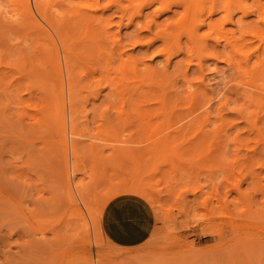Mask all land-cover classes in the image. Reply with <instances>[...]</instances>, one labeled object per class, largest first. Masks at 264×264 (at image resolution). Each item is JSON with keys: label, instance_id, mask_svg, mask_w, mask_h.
I'll list each match as a JSON object with an SVG mask.
<instances>
[{"label": "rangeland", "instance_id": "374dc122", "mask_svg": "<svg viewBox=\"0 0 264 264\" xmlns=\"http://www.w3.org/2000/svg\"><path fill=\"white\" fill-rule=\"evenodd\" d=\"M28 1L31 2L30 5H33L31 0ZM100 1L72 0L78 6L80 3L82 6L85 3V8L84 6H79L81 10H88L86 6L89 3H96L98 6V10L95 12L96 17L100 16L102 21L112 20L108 33L115 34L120 39L122 38L121 42L127 44L123 43L125 45L123 49L127 50L135 60L137 59V63H141L144 60L146 65L148 64V70L151 71V68H154L151 72H153V75L156 72L157 80L167 84L168 81L166 80L172 82L173 79L177 84L175 86L170 84L169 87L177 86L176 88H178L181 79H178L180 77L179 75L177 76L176 72L184 66L181 61L183 56H172L167 64L165 57L156 53L155 49L161 46L159 44H162V41L158 37L153 36V32L157 28L150 21V18L147 17L150 16L156 23L165 24L171 14L159 13L153 15V12L149 14L150 8L153 7V5H150L145 7L148 8L145 9L146 11L143 9L144 12L142 11L141 13L143 15H134L132 20L128 21V14H124L128 13L132 7H128L126 13L122 10V7L125 4L128 5L130 0H117L119 2L115 0ZM62 2L61 0L48 1L49 4L54 3L57 7L62 6L63 8L60 9L63 12L68 11L67 13L72 14L76 4L72 5L74 8L70 10L71 8L69 9L66 2ZM13 3L15 4V0L14 2L13 0H0V5L2 6L0 7L8 10L4 13L8 17L0 15V34H2L0 35V50H2L0 54H4L3 57L1 55L3 63L0 66H5L0 68V72L3 73V75L0 73V86L3 85L0 89H6L5 86L13 82V80H15L14 83L19 85L16 84V88L14 83L10 84L12 90L10 91V88L8 91L5 90L10 92V95L0 90V264H264V217H261V215H264V112H259L254 125H250L251 121L255 119L253 115L247 121L241 114L239 118L240 115L235 110L243 101L240 100L242 97H239L241 95L237 90L238 78L233 75L235 78L232 79V73L227 68L226 63L222 60L208 59L203 61L200 71H197L199 69L192 64L193 66L190 65L187 68V77L190 76L189 78L193 82L203 78V85L199 80L196 83L199 86V93L202 95H200V104H204L217 92H222L231 97L232 102H230L228 107L233 108V110L226 108V106H220L225 107L224 109L218 107L219 105L215 104L218 99L214 98V100L212 99L213 101L211 100L212 102L210 101L212 104L209 102L203 105L204 107L197 103L199 109L195 110L196 112L194 111L195 113L193 114L197 116L200 114L202 117L198 116V118L196 116L197 120L192 121L187 115L189 110L184 111L181 109L180 111V108H182L180 104L181 107L178 105L179 108L177 107L176 114L172 112L173 115L171 113L165 114V111L164 113L161 112V114H165L163 116L158 113L159 111L153 112L152 110L151 115L148 113L150 116L147 114L149 117L146 116V120L142 121V123L147 121L148 126H142L141 130H138L131 123V118H129L132 106L125 105L123 107L128 114L127 121L123 118L117 119L119 116L114 108L121 106L120 103L115 102L116 106L114 102L112 104L109 101L111 105L103 99L104 94L108 91L106 81L117 82L116 77L118 74L111 68L108 69L116 66L115 62L112 60L113 64L111 63L112 65L110 66L107 63V57L104 55V58L101 54L98 56L100 51L98 52L97 49H94L96 47L92 46L93 43L90 45L91 42H89L91 34L100 35L101 32H98L101 31L100 25L102 22L96 23L95 21L93 23L94 21H90L92 24L90 26L93 28L89 29L94 32L91 34L86 29V27H90L88 26L89 23L85 25L82 22L85 26L81 23H75L74 26L78 30L74 28L75 31L71 30L72 33L70 32L72 34L70 35L72 46H70L74 47L71 52L75 53L73 56H71V53L72 60H70L73 63V67L71 65L72 80H74L73 89L75 90L76 88L77 94H74V96L76 95L74 99L71 98V101L75 100V103L71 102V105L74 104L72 106L74 107L73 111H77L73 113L75 136L72 135L73 137L69 140L76 148V155L71 156L69 152L68 164L69 167H72V165L78 167L75 174L70 175V177L74 176V181L71 182L81 186L80 190L84 202L79 198L78 193H75L76 190L70 182L71 193L74 194V200H72L73 198L67 193L68 189L65 188L63 151L61 147L59 148L60 145L57 142L59 122L58 120H52L51 109L47 108L49 106L46 103L48 102L47 98L42 97L44 95L41 88L35 87L38 83L34 81V77L32 78L33 80H29L32 74L34 75L35 73L29 72L30 76L25 77L27 75H24L22 79L20 78L21 80L17 78L21 77L22 73H25L23 70L21 72L22 68L20 66L22 62L23 66L26 64V68L33 69L27 58L31 59L33 57L31 53L35 56L41 52V46L40 48L38 47V52L35 49L38 43L41 42L44 46L45 42H48L46 46L50 44V37L48 40L46 39L49 31L50 33L52 31L39 19L38 21L41 23L39 22L38 24L35 21H30L31 18L27 17L29 21H26L27 19L20 21L19 17L15 16L17 19H14L12 8L16 5ZM114 3L116 5H113ZM117 5L121 8H116ZM78 8L76 9L78 10ZM60 9L58 10L60 11ZM88 11L90 15L93 14L92 10ZM56 12L55 10H49L48 13L52 20L55 23L61 22V26H67L65 23L67 14L58 16L59 13ZM2 13L1 11L0 14ZM11 15L13 19L10 17ZM16 16H19V14H16ZM144 16L150 21V30L142 28L141 23L145 24L144 21H146ZM51 17L49 18L51 19ZM5 18L11 21L7 22ZM16 20L31 22L30 24L34 22L36 26L39 24L41 26L36 27L33 25L32 27L31 25L30 27L28 26L30 24L27 23L28 25L24 27V22L21 24L19 21L16 22ZM62 21L64 22L62 23ZM15 22L16 24L19 22L22 26L20 27L18 24L16 25L17 27L14 26ZM6 23L8 26H12L13 29L12 27L7 29ZM22 27L24 28L21 29ZM38 27L39 29L42 28L41 30L43 31L45 30L46 35L43 31L39 32ZM233 27V25L227 26L230 29H233ZM6 30L8 31L7 34L10 33V35L5 34ZM41 33L45 36L42 37ZM84 33L88 34L87 37L84 36ZM50 35L54 37V33ZM137 36L142 41L133 43L132 41ZM32 40H35V42ZM55 41L58 43L57 39ZM85 42L92 46L90 48V50L92 49L90 57L84 55L82 51V49L86 48ZM100 42L106 44L105 41ZM79 45L80 47H78ZM94 45L98 44L94 43ZM100 46L104 47L106 45ZM116 47H114L115 49L113 48L114 53H118L117 49L119 48L118 46ZM95 50L97 51L95 52ZM26 51L31 56L28 54L27 57L25 55L27 54L25 53ZM149 51L152 53L150 52L149 54ZM21 54L23 58L26 56L24 58L26 61L21 58ZM142 55L146 57H141ZM179 57L182 58L180 59ZM45 58L46 56L44 58L40 57L43 60H46ZM5 59L9 61L7 62ZM14 59L16 64L12 63ZM18 61H21V63ZM42 61L41 63L45 65L39 64L40 67H36V70H40L42 73L44 71V76H47L46 80L49 79L50 83H53L55 77L52 71L49 70L48 60ZM104 61L109 65L106 68L107 70L103 67L106 66ZM5 62L9 63L10 66H6L7 63ZM139 66L142 67V64ZM138 68L140 69V67ZM17 70L19 72H16ZM158 71H161V73ZM26 72L28 73V71ZM14 76L17 79H13ZM168 77L172 79H167ZM24 78L25 81L23 80ZM28 80L30 83L31 81L36 83V85H33L35 88L32 89V86L29 88L32 85L29 83V87L26 89L27 85L25 83ZM230 80L231 83L229 82ZM21 81L26 87L23 86ZM232 82L233 85L231 86ZM53 84L56 87V91L57 81ZM196 85L194 83V86ZM232 87H235V89ZM170 88L169 90L172 91V88ZM220 88L223 89L221 90ZM28 93L30 94L28 95ZM18 94H22L24 96L23 99L26 96L37 98V104L43 102L41 106H45L43 107L44 113L39 111L41 108L38 111L37 109L36 111L30 109V115L32 114L31 116L34 119L35 117H42L44 122H37L38 125L35 124L33 126L31 125L34 120L33 117L18 118L13 103ZM65 94H68V92L66 93L65 91ZM10 96H13V100ZM2 99L6 100V102ZM43 99L44 101H42ZM65 104L67 106V102ZM129 106L131 109H128ZM152 106L156 107L154 110H160L158 104H152L149 108L153 109ZM205 107L206 109L208 108L206 111L210 114H208V120H211L209 123L207 122L208 120L205 121L207 125L204 123L202 127H199V121H201L206 112L202 110ZM216 107L220 108L217 117H215ZM200 108L202 109L200 110ZM253 109L252 105L248 108L249 111ZM84 110H86V114ZM46 111L49 117L45 114ZM42 114L47 117H43ZM104 114L107 115L105 116ZM102 115L105 118H102L104 117ZM110 116H112V120L114 119L113 121L109 120L111 119ZM184 117L187 118L185 119ZM221 117L224 124L220 119ZM106 118L109 120L108 123ZM157 118L161 119L157 120ZM174 120L175 123H173ZM185 122L191 125L188 127L191 131L185 128V131L183 130L184 134H182L179 129L188 126ZM219 122H222L224 132L227 131L226 140L234 135H240L236 139L239 142H229L227 140V143L224 139L225 136L224 138L221 137V140H225L224 143L223 141L218 142L219 140L217 139L219 137H217L216 141L210 137L206 140V137H204L205 140L202 139L204 147L198 143L199 147L196 150L197 145L194 143L196 145L194 147L195 150L191 149L190 145L192 144L189 142H191V137L195 134L192 131L194 126L197 127V131L199 129L201 131L198 134L199 139V137H202V131L206 133L205 135L212 136L213 132H211V129ZM179 123L182 125L180 126ZM223 133H219V135ZM170 134H176L177 137ZM163 137H165L164 140ZM170 139L171 142H169ZM69 140L68 151H70ZM160 140L166 143L160 142L159 149L157 143ZM210 142H212L213 146ZM209 144L211 149H209ZM186 148L187 150H185ZM64 189L67 190L65 191ZM87 209L92 211L90 218L89 215L87 216ZM85 222L88 231L84 229ZM94 238L98 241H95Z\"/></svg>", "mask_w": 264, "mask_h": 264}, {"label": "bare ground", "instance_id": "6f19581e", "mask_svg": "<svg viewBox=\"0 0 264 264\" xmlns=\"http://www.w3.org/2000/svg\"><path fill=\"white\" fill-rule=\"evenodd\" d=\"M33 5H30L31 2H29L28 0H15V4L16 5L13 9V17H19L18 19L21 21V20H25L27 18H31L30 21H35L36 24H38L41 20L43 23H45L46 26H48L50 29H51V33H54V37L55 39H57V42L55 41L54 37H52L50 34V31H49V35L47 37L46 40H48V38L50 37V44L46 46V44H48V42L46 43L45 42V46L40 42L38 43L37 48L41 46V52H39V54H37L39 48H35L37 50L36 54L37 55H33L32 54V58L28 59V63H30V65L32 64V67L33 69L31 68H26V64H24L23 66V62H22V67L20 66L21 69V72H25L24 74L22 73L21 77H17L18 79H22V77H24V75H27L25 77H29L30 74L29 72H32V73H35L34 75L32 74L31 78H26V79H29V80H33L32 78L34 77V81L36 83H38L37 86L36 83H31L29 82H26L24 86V83L23 81H21V83H23V86L26 87V89L29 87V83L32 84L30 85L29 88H31L32 86V89L37 87V88H41L42 91H43V95L41 94L42 97H46L47 98V101L46 102L47 104H49V106H47V108H49V110L51 109L50 113H52V120L53 121H56L58 120L59 122V128H58V141L59 142L58 144L60 145L59 148L61 147L62 151H63V167H64V171H63V175H64V178H65V188H67V193H69V195L73 198V195L71 193V186H70V182L71 181H74V176L73 177H70V175H74L76 170H77V166L75 165H72V167H69V162H68V154L70 152V155L74 156L76 155V148L71 144L70 140H71V137H73L72 135L75 134V129H74V123L73 121L74 120V116H73V113L74 111L76 112L77 110H74L73 111V108L72 107L73 105H71V102H74L75 100L71 101L74 97H76V95L74 96V94L76 93V88L75 90L73 89V82L74 80H72V67H73V63H71L72 59H71V56H73V52H71L73 50V48L71 47L72 44H71V40H70V32L71 30L75 31L74 28H76L74 25L75 23H85V25L89 23L88 26L92 25L90 23V21H94L93 23H96L98 22H102V24L100 25L101 26V31H99L98 33H100V35L95 34H91V33H94L93 30L91 32V30L89 28H93V27H86V29H88L91 34V36H93L91 38H89V42L90 45L93 43L92 46L96 47L94 49H97L98 50V56L99 54L105 55L106 60H107V63L111 66L113 64V61L115 62L114 64H116V66H112V67H107L109 65H107V63L105 64L106 66H103L105 69L108 68V69H112L114 70V72H116L118 74V76L116 77L117 82H114V81H106L105 85L108 86V91L106 92V94H104V100L107 101V102H114V104L116 105L115 102H119L121 106H119L118 108L115 107V112L117 113V115L119 116V118L117 119H124L127 121L128 119V114L126 113V110L123 109V107L125 105H130L132 106V110L131 111V115L129 116V118H131V123H133V125L136 126V128L138 130H141L142 126H146L147 125V121H145L146 123H142V121L146 120L145 117H149L152 113V110L153 112L154 111H159L158 113H160V115H165L167 113H171L172 112H175L176 114V110H177V107L179 108L178 105H182V108H180V111L181 109L182 110H186L188 112V116L190 118V120L192 121H195L197 120V117L201 116L200 114L195 115L193 113H195L197 109H199L197 106L199 103L200 104V97L202 96L200 93H199V86L196 85V83L199 82L201 83L202 82V85H203V81L202 79L203 78H200L199 75H197V77H199L200 79H196L197 81H192L190 80V76L187 77V68L190 67V65L194 64L196 66L197 71H200V69L202 68V63L203 61L205 60H208V59H211V60H222L223 62L226 63L227 65V68L230 70V72L232 73V79H234L235 77H233V75H235L237 78H238V81H237V90H238V93L241 95L239 97H242L240 100L243 101V105L241 104L239 107H237V110H235V112H237V114H241L242 117L247 121V120H250V117L253 115L255 117V119H253V121H251V124L250 125H254L256 123V117L259 115V112H264V0H130L129 4H125V6L122 7V10L125 11L126 13V9L128 7H132L131 10H133L132 12H129L124 14V15H127L129 17L128 18V21H131L132 20V17L135 15H140L143 11V9H148V8H145V7H148L150 5H153L152 8H150V13L148 11L149 14H152L153 12V15L155 14H159V13H170L171 16H169V20H167V22L165 24L163 23H156V21L153 19H151L150 16H147L150 18V21H152V23L155 24V27L157 29H155L156 31H152L154 33L153 36H155L156 38L158 37V39H160L162 41V44H159L161 45L160 47H157L155 50H156V53L157 54H160V55H163L165 57V62H167V64L170 62V59L172 56H175V55H182L183 56V59L181 60L182 61V64L184 65L182 69L178 70L177 73V76L179 75L180 78L178 79H181V81H179L180 85L178 86V88L174 87L177 82H175L172 78L168 77L167 79H172V82H169L170 80H166L168 81V83L165 84L163 82H161V80H157V77L155 76V73L153 75V69L154 68H151L152 70H148V64L146 65L145 61L142 60L140 64H142V67L139 66L140 64L137 63V59L135 60V58L130 55L127 50L123 49L125 47V44L121 42V39L116 37L115 34L112 35L109 34V27H110V23L112 20H101L100 19V16H97L96 17V14L95 12L98 10V6L95 4H88L86 7L88 8V10H92L93 11V14H89L88 10L84 9V10H81V3H80V7L78 6V4H76L75 2H72V0H61L66 2V5L69 7L70 10H72L74 7H72V5L74 6V4H76V8H78L79 10V13H78V10L75 8V10L73 11V13H67L68 11H62L61 9L63 8L62 6L61 7H57L54 3L52 4H49L48 1L49 0H31ZM53 2V0H51ZM84 1V0H83ZM100 1V0H99ZM107 1V0H106ZM114 1V0H113ZM117 1V0H115ZM129 1V0H128ZM14 2V0H13ZM62 2V3H64ZM101 2V1H100ZM112 3V1H110ZM119 2V1H117ZM126 2V1H125ZM110 3V4H111ZM128 3V2H127ZM12 4V5H13ZM57 4H60V3H57ZM83 4V2H82ZM85 4V3H84ZM83 4L84 8H85V5ZM121 4V3H120ZM13 5V6H14ZM71 5V6H70ZM113 5H116L115 3ZM1 6V5H0ZM12 6V7H13ZM57 8H56V7ZM64 6V5H63ZM78 6V7H77ZM82 6V7H83ZM2 7V6H1ZM0 7V8H1ZM65 7V6H64ZM67 7V8H68ZM120 6H116V8H119ZM61 8V9H60ZM102 8V7H101ZM121 8V7H120ZM119 8V9H120ZM2 9V10H1ZM0 10L3 12L2 14H0L2 17L5 15L4 13H6V10L5 8H1ZM60 9V11L58 10ZM100 9V8H99ZM17 10V11H16ZM49 10H55L58 11L56 13H59V15H66V20H65V23L67 24V26H61V22H58V23H55V21L52 20V17L49 15ZM66 10V8H65ZM68 10V9H67ZM77 10V11H76ZM152 10V11H151ZM0 11V12H1ZM8 11V10H7ZM14 11H16L14 13ZM76 11V13H75ZM146 11V10H145ZM91 12V11H90ZM144 12V11H143ZM78 13V14H77ZM100 13V12H99ZM131 13V14H130ZM147 13V12H146ZM12 14V13H11ZM15 14V15H14ZM16 14H19V16H16ZM130 14V15H129ZM122 15V16H124ZM143 15V14H141ZM103 16V15H101ZM121 16V17H122ZM236 16V18L234 19V17ZM4 17H8V16H4ZM12 18V15L10 16ZM14 19H17L15 18ZM24 19H23V18ZM27 17V18H26ZM51 17V19L49 18ZM140 17V16H138ZM146 21H144L145 24H143V22L141 23L142 25V28L143 29H146V30H150V25H149V19L144 16ZM22 18V19H21ZM63 18V17H61ZM155 18V17H154ZM6 19V18H5ZM13 19V18H12ZM60 19V18H59ZM104 19V18H102ZM148 19V20H147ZM7 22L8 21H11V20H8V18L6 19ZM19 20H16L19 21ZM62 20V19H61ZM4 21V20H3ZM19 21V22H20ZM26 21H29L28 19ZM165 21V20H164ZM6 22V21H5ZM14 24V26H16L18 24V26L20 25V23L22 24L23 22V26L25 27V25H28L27 23L29 22H25V21H22V22H18L17 24ZM64 21H62L63 23ZM14 23V22H13ZM31 23V22H30ZM29 23V24H30ZM34 22H32V24L28 25L31 27H33V25L36 26ZM41 23V22H40ZM7 25V23H6ZM40 25V24H39ZM37 25V26H39ZM77 25V24H76ZM83 26H85L84 24H82ZM140 25V26H141ZM228 25H233V29H230V28H227ZM8 26V25H7ZM22 25H20L21 27ZM27 26V27H28ZM34 26V28H35ZM36 26V27H37ZM41 26V25H40ZM39 26V27H40ZM42 26L44 27V25L42 24ZM74 26V27H73ZM12 26H8L7 29H10ZM17 27V26H16ZM24 27H22L21 29H23ZM38 27V29H39ZM81 27V26H79ZM95 27V26H94ZM97 28H99L97 25H96ZM152 27H153V24H152ZM29 28V27H28ZM46 28V27H45ZM48 28V29H49ZM73 28V29H72ZM2 29V28H1ZM13 29V27H12ZM20 29V30H21ZM32 29V28H31ZM42 28H40L38 31L42 32L43 30H41ZM47 29V28H46ZM49 29V30H50ZM77 29V28H76ZM83 29V28H82ZM5 30V29H4ZM30 30V29H28ZM33 30V29H32ZM78 30V29H77ZM85 30V29H84ZM3 31V30H2ZM7 31V30H6ZM14 31V30H13ZM48 31V30H47ZM4 32V31H3ZM16 32V31H15ZM26 32V31H25ZM29 32V31H28ZM37 32V31H36ZM34 32V33H36ZM96 32V30H95ZM111 32V31H110ZM8 31L5 33L6 35H10L7 34ZM43 33H45L46 35V31L44 30ZM72 33V32H71ZM87 33V32H85ZM84 33V36L87 37V35ZM97 33V32H96ZM4 34V33H3ZM4 34V35H5ZM37 34V33H36ZM2 35V34H0ZM29 35V34H28ZM39 35V33H38ZM36 35V36H38ZM42 37L45 36L44 34H42ZM118 35V34H116ZM137 35V34H136ZM33 36V35H32ZM40 36V35H39ZM83 36V34H82ZM95 36V37H94ZM98 36V37H97ZM20 37V36H18ZM17 37V38H18ZM35 38V36H33ZM22 38V37H21ZM45 38V37H44ZM43 38V39H44ZM80 38V37H79ZM83 38V37H82ZM134 38V37H133ZM23 39V38H22ZM42 39V40H43ZM81 39V38H80ZM84 39V38H83ZM87 39V38H86ZM45 40V41H46ZM70 40V41H69ZM33 41V40H32ZM39 41V40H38ZM69 41V42H68ZM82 41V40H81ZM87 41V40H86ZM100 41H105V43H101ZM139 41H142L140 38H135L132 42L133 43H136V42H139ZM35 42V40L33 41ZM88 42V43H89ZM99 42V43H97ZM148 42V41H147ZM4 43V42H3ZM44 43V42H43ZM70 43V44H69ZM86 43V42H85ZM94 43L98 44V45H94ZM108 43V44H107ZM141 43V42H140ZM58 44V45H57ZM16 45V44H15ZM71 45V46H70ZM88 45L87 43L85 44L86 48L85 47H82V48H85V49H82L84 55L86 56H89L92 54V49L90 50V48L92 46ZM100 45H106V46H100ZM115 45V46H114ZM14 46V45H13ZM33 46V45H32ZM60 46V47H59ZM81 46H83L81 44ZM90 46V47H88ZM116 46H118L119 49H117L118 53H114L113 52V48H117ZM25 47V46H24ZM80 47V45L78 46ZM98 47V48H97ZM7 48V47H6ZM15 48V47H14ZM32 48V47H31ZM43 48V49H42ZM114 48V49H115ZM12 49V48H11ZM16 49V48H15ZM27 49V48H26ZM72 49V50H71ZM77 49V47H76ZM80 49V48H79ZM7 50V49H6ZM14 50V49H13ZM19 50V49H18ZM95 50V52L97 51ZM2 50H0L1 52ZM20 51V50H19ZM35 51V50H34ZM44 52L45 56H46V60H48L47 63H49V70L52 71L55 79H54V82L57 81V89L55 91V88L54 87V82L50 83V80L49 82H47L48 80L47 79V76H44L45 74L44 71L42 69L41 70L43 71L40 72V70H36V67H40L39 64H42L41 61L43 59H40L41 58H44V54L42 55V53ZM91 53H90V52ZM5 52V51H4ZM14 52V51H13ZM90 54H89V53ZM151 51H149V54H150ZM12 53V52H11ZM10 53V54H11ZM27 54H25L27 57H28V53L27 51L25 52ZM72 53V55H71ZM152 53V52H151ZM154 53V52H153ZM7 54V53H6ZM14 54V53H13ZM16 54V53H15ZM14 54V55H15ZM20 55V53H18ZM30 54V56H31ZM2 53L0 54V65H2L1 63H3L2 61V57H1ZM17 55V54H16ZM18 55V56H19ZM24 55V53H23ZM40 55V56H39ZM43 57H42V56ZM71 55V56H70ZM82 56H84L83 54H81ZM95 55H97L95 53ZM146 55V54H144ZM8 56V55H7ZM26 56L24 58H26ZM29 56V57H30ZM37 56V58H36ZM90 57V56H89ZM104 57V58H105ZM136 57V56H135ZM141 57H146V56H141ZM8 58V57H6ZM11 58V57H10ZM21 58H23L22 54H21ZM87 58V57H86ZM138 58V57H137ZM180 58V57H179ZM182 58V57H181ZM180 58V59H181ZM15 59H17L15 57ZM14 59V61L12 63H15L16 64V60ZM71 59V60H70ZM88 59V58H87ZM93 59V58H92ZM98 59V58H97ZM101 59V58H100ZM103 59V58H102ZM140 59V58H138ZM6 60V59H5ZM18 60V59H17ZM25 60V59H24ZM46 60H43L42 62L46 61ZM113 60V61H112ZM7 62L9 60H6ZM11 61V59H10ZM23 61V60H22ZM26 61V60H25ZM24 61V62H25ZM137 61V62H136ZM179 61V60H178ZM5 62V63H7ZM19 62V61H18ZM17 62V64H18ZM11 63V64H12ZM21 63V61L19 62ZM26 63V62H25ZM46 63V64H47ZM112 63V64H111ZM180 63V62H179ZM13 64V65H15ZM37 64V65H36ZM139 64V65H138ZM165 64V65H167ZM176 64V63H174ZM181 64V63H180ZM179 64V65H180ZM12 65V66H13ZM29 65V66H30ZM35 65V66H34ZM45 65V64H42V66ZM72 65V67H71ZM6 66H10L9 63H7ZM174 66V65H172ZM193 66V65H192ZM5 66H0V68H4ZM17 67V66H16ZM100 67V66H99ZM102 67V69H103ZM140 67V69L138 68ZM19 68V69H20ZM26 68V70H25ZM98 68V67H97ZM179 68V67H178ZM226 68V70H227ZM9 69V68H8ZM29 69V70H27ZM3 70V69H2ZM23 70V71H22ZM45 70V69H44ZM48 70V72H49ZM101 70V68H100ZM107 70V69H106ZM225 70V71H226ZM28 71V73L26 72ZM51 71H50V74H51ZM104 71V69H103ZM172 71V70H171ZM170 71V72H171ZM175 71V70H174ZM173 71V72H174ZM196 71V70H195ZM202 71V70H201ZM16 72H19L18 70ZM20 72V73H21ZM107 72V71H106ZM105 72V73H106ZM112 72V71H111ZM113 72V73H114ZM161 73V71H158ZM169 72V73H170ZM229 72V71H228ZM227 72V73H228ZM229 72V73H230ZM2 75L3 73L0 72ZM5 73V72H4ZM46 73V72H45ZM167 73V71H166ZM189 73V72H188ZM0 74V75H1ZM14 74V73H13ZM49 74V73H48ZM49 74V75H50ZM191 74V73H190ZM189 74V75H190ZM197 74V73H196ZM195 74V75H196ZM162 75V74H161ZM160 75V76H161ZM167 75V74H166ZM194 75V74H193ZM201 75V74H200ZM19 76V74H18ZM52 76V75H51ZM159 76V75H158ZM171 76V75H170ZM228 76V75H227ZM44 77H46L44 79ZM53 77V78H54ZM229 77V76H228ZM14 78L13 79H17ZM50 78V77H49ZM163 78V76H162ZM176 78V77H174ZM221 78V77H220ZM1 79V77H0ZM20 79V80H21ZM158 79H160L158 77ZM165 79V78H164ZM163 79V80H164ZM25 81V78L23 79ZM46 80V81H45ZM109 80V79H108ZM162 80V81H163ZM176 80V79H175ZM229 80V79H228ZM5 81V80H3ZM27 81V80H26ZM174 81V82H173ZM1 82V81H0ZM15 80H13V82L11 83H14ZM17 82V81H16ZM47 82V83H46ZM105 82V81H104ZM225 82V81H224ZM231 83V80L229 81ZM7 84L6 89L5 88H1L0 90L3 92V93H6L8 91V89L10 88V84ZM50 83V84H48ZM194 83L196 86H194ZM200 83H198L200 85ZM228 83V81H227ZM17 83H14V86L17 88ZM172 85L174 84V86H171L172 88V91L169 90V85ZM235 84V82H234ZM33 85H36L35 87H33ZM225 85V84H224ZM233 85V82L231 84V86ZM3 85H1L0 87H2ZM13 86V87H14ZM19 86V85H18ZM21 86V85H20ZM75 86V85H74ZM123 86V87H122ZM125 86V87H124ZM223 86V85H222ZM230 86V85H228ZM236 86V85H235ZM12 87V88H13ZM23 87V88H24ZM201 87V86H200ZM20 88V87H19ZM123 88V90H121ZM170 88V89H171ZM175 88V89H173ZM202 88V87H201ZM235 89V87H232ZM4 89V90H3ZM14 89V88H13ZM21 89V88H20ZM221 89V88H220ZM223 89V88H222ZM221 89V90H222ZM233 89V90H234ZM7 90V91H5ZM12 89L10 88V91ZM40 90V89H39ZM74 90V91H73ZM203 90V88H202ZM201 90V91H202ZM229 90V89H228ZM34 91V90H33ZM65 91L66 93L68 92V94H65ZM74 93H73V92ZM217 91V89H216ZM227 91V90H226ZM26 92V91H25ZM36 92V91H35ZM40 92V91H39ZM230 92V91H229ZM236 92V91H235ZM8 94L10 92H7ZM6 93V94H7ZM12 93V92H11ZM41 93V92H40ZM39 93V94H40ZM71 97H70V95ZM73 93V94H72ZM95 93H98V92H95ZM228 93V92H227ZM30 93H28L29 95ZM34 94V93H32ZM77 94V93H76ZM10 95V94H9ZM12 95V94H11ZM14 95V94H13ZM65 95H66V99H65ZM68 95V96H67ZM73 95V96H72ZM201 95V96H200ZM212 95V94H211ZM237 95V94H236ZM23 95L21 94H18L17 98H15L13 100V96L11 97V99L13 100V103H14V106H15V110H16V114L18 116L19 119H22L24 117H27V118H30V109H34L36 111L39 110V111H43V107L45 106H41L43 105V102L40 104H37V98L34 99L32 98L31 96H26L25 99L24 96L22 97ZM35 96V95H34ZM95 96V95H94ZM1 97V96H0ZM9 97V96H8ZM15 97V96H14ZM41 97V99H42ZM212 97V96H211ZM39 98V97H38ZM78 98V97H77ZM214 98L218 99V101H216V105L218 104L220 106H226V108L230 109L231 107H228V105L230 104L231 101V97L228 96V94L226 95L225 93L223 94L222 92H217L212 98H210L209 100H207L206 102H204V104H200L201 107L203 105H206L208 104L212 99L214 100ZM4 99V98H3ZM2 99V100H3ZM10 99V101H12ZM33 99V100H32ZM40 99V98H39ZM215 99V100H216ZM9 100V98H8ZM35 100V101H34ZM212 100V101H213ZM234 100V99H233ZM237 100V99H236ZM6 102V100H3ZM44 101V99L42 100ZM211 101V102H212ZM9 102V101H8ZM36 102V103H34ZM41 102V101H40ZM67 102V106H66V103ZM109 102V103H110ZM210 102V103H211ZM218 102V103H217ZM4 103V102H3ZM12 103V102H11ZM75 103V102H74ZM108 103V105H109ZM214 103V102H213ZM111 104V103H110ZM111 104V105H112ZM152 104H158L159 105V109L157 110H154L156 109L155 106H152L153 109L149 108L151 107ZM212 104V103H211ZM245 104V105H244ZM76 105V104H75ZM107 105V104H106ZM180 105V107H181ZM199 105V107H200ZM210 105V104H209ZM250 105H252L254 107L253 110L249 111L248 108L250 107ZM12 106V105H11ZM34 106V107H33ZM117 106V105H116ZM130 106L128 107V109L130 108ZM211 106V105H210ZM214 106V105H213ZM155 107V108H154ZM197 107V108H196ZM204 107V106H203ZM216 107V112H215V117H217L219 115V109L220 108H223V107H220L218 108ZM76 108V106H75ZM78 108V107H77ZM85 109V107H83ZM130 108V109H131ZM213 108V107H212ZM218 108V109H217ZM225 108V107H224ZM223 108V109H224ZM151 109V110H150ZM202 108H200L201 110ZM208 109V108H207ZM206 107L205 109H202V110H207ZM222 109V110H223ZM233 110V108H231ZM79 110V109H78ZM87 110V109H86ZM84 110V113L85 111ZM179 110V109H178ZM198 110V111H200ZM14 111V110H13ZM80 111V110H79ZM105 111V110H104ZM166 111V112H165ZM195 111V112H194ZM204 111V112H205ZM211 111H214V110H211ZM231 111V110H230ZM89 112V111H88ZM107 112V110H106ZM165 112V114H161ZM178 112V111H177ZM201 112V111H200ZM221 112V111H220ZM105 113V112H104ZM129 113V112H128ZM150 115H149V114ZM183 113V112H182ZM180 113V114H182ZM211 113V112H210ZM214 113V112H213ZM234 113V112H233ZM47 114V111L46 113ZM80 114V113H79ZM78 114V115H79ZM86 114V113H85ZM84 114V115H85ZM103 114V112H102ZM109 114V113H108ZM149 116H148V115ZM186 114V113H185ZM209 112L206 111L204 113V116L203 118H201V121H199V127H202L203 124L205 123V121H207L209 118ZM236 114V113H235ZM43 115V114H42ZM41 115V116H42ZM75 115V114H74ZM105 115V114H104ZM102 115V116H104ZM107 115V114H106ZM105 115V116H106ZM154 115V113H153ZM173 115V114H172ZM195 115V116H194ZM212 115V114H211ZM222 115V114H221ZM224 115V114H223ZM241 115L239 116V118L241 117ZM40 116V117H41ZM47 117L46 115H43V117ZM80 116V115H79ZM83 116V115H82ZM102 117V118H105ZM109 116V115H108ZM107 116V117H108ZM156 116V114H155ZM168 116V115H167ZM184 116V114H183ZM182 116V117H183ZM187 116V117H188ZM197 116V117H196ZM214 116V115H212ZM33 116H31L32 118ZM49 117V116H48ZM84 117V116H83ZM81 117V118H83ZM111 119L109 120H112V116H110ZM170 117V116H169ZM186 117V118H187ZM198 117V118H199ZM202 117V116H201ZM223 117V116H222ZM220 118L221 120L223 118ZM236 117V116H235ZM80 118V117H79ZM109 118V117H108ZM154 118V116H153ZM165 118V117H164ZM167 118V117H166ZM177 118V117H175ZM185 118V117H184ZM183 118V119H184ZM185 118V119H186ZM211 118V117H210ZM213 118V117H212ZM238 118V119H239ZM34 119V117H33ZM36 119V120H35ZM32 121L31 125H35L37 124V122H44L42 117L41 118H36ZM37 119H39L37 121ZM42 119V120H40ZM107 119V118H106ZM156 119V118H155ZM158 119H161V118H157ZM180 119V118H179ZM237 119V118H236ZM109 120L107 119V123L109 122ZM114 120V119H113ZM112 120V121H113ZM149 120V118H148ZM151 120V118H150ZM178 120V119H177ZM176 120V121H177ZM211 120V119H210ZM210 120H208L207 122L209 123ZM228 120V119H227ZM17 121V120H16ZM20 121V120H19ZM51 121V120H49ZM48 121V123H50ZM52 121V122H53ZM162 121V120H161ZM179 121V120H178ZM181 121V120H180ZM191 121V122H192ZM218 121V120H217ZM216 121V122H217ZM226 121V120H225ZM51 122V123H52ZM150 122V121H149ZM158 122V121H157ZM189 122V121H187ZM223 122V120H222ZM222 122H219V123H216L214 125V128L211 129V132L212 133V136H207L205 135L206 133H203L202 131V137H199L198 139V134L201 133L200 129L197 131V127L194 126V130H192L193 132H195V134L190 138L191 142H189L191 146V149L198 144L200 143L201 145L203 144V140L204 137H206V140L207 138L209 139L210 138H213V140L216 141L217 137H219V140L218 142L220 141H223L221 140V137L224 138L225 136V140H226V132H224V128L222 126ZM232 122V121H231ZM249 122V121H248ZM55 123V122H53ZM112 123V122H111ZM162 123V122H161ZM175 123V120L174 122ZM172 123V124H173ZM177 123V122H176ZM184 123V122H183ZM186 123V122H185ZM190 123V122H189ZM189 123H186L188 124L187 127H184V128H180L179 130L182 131V134H184L183 130L185 131V128H188ZM212 123V122H211ZM144 124V125H143ZM160 124V122H159ZM180 126L182 125L181 123H179ZM178 124V125H179ZM193 124V123H192ZM206 124V123H205ZM224 124V122H223ZM229 124V123H228ZM38 125V124H37ZM113 125V124H112ZM178 125H175V126H178ZM207 125V124H206ZM210 125V124H209ZM208 125V126H209ZM235 125V124H234ZM237 125V124H236ZM134 126V127H135ZM148 126V125H147ZM174 126V125H173ZM185 126V124H184ZM191 126V125H190ZM232 126V124H231ZM111 127V126H110ZM233 127V126H232ZM236 127V126H235ZM174 128V127H173ZM196 128V130H195ZM209 128V127H207ZM77 129V128H76ZM170 129V128H169ZM218 129V130H217ZM223 129V131H222ZM80 130V129H79ZM168 130V129H167ZM176 131V129H174ZM173 130V131H174ZM187 130L191 131L190 128H188ZM186 130V132H187ZM78 131V130H77ZM76 131V132H77ZM172 131V129H171ZM170 131V132H171ZM188 131V132H189ZM197 131V132H196ZM222 131V132H221ZM223 133V134H220L219 133ZM166 133V132H165ZM56 134V135H57ZM79 134V133H78ZM164 134V133H163ZM186 134V133H185ZM81 135V134H80ZM170 135H173V134H170ZM176 136V134H174ZM173 135V136H174ZM187 135V134H186ZM185 135V136H186ZM75 136V135H74ZM165 136V135H164ZM168 136V134H167ZM238 135H234L233 137H230V139H227L229 140V142H234V141H238L236 140L238 137H240V135L237 137ZM57 137V136H56ZM177 137V136H176ZM165 137H163V140H164ZM229 138V137H228ZM70 139V140H69ZM162 139V138H161ZM68 140H69V144H70V151H68ZM73 140V139H72ZM157 140V139H156ZM167 140V138H166ZM205 140V139H204ZM211 140V139H210ZM224 140V141H225ZM227 140L225 142H227ZM173 141V140H172ZM223 141V143H224ZM159 143H157L158 145V148L160 146L161 143H164V141L160 140L158 141ZM161 142V143H160ZM171 142V139L170 141ZM239 142V141H238ZM166 143V142H165ZM164 143V144H165ZM196 143V145L194 144ZM208 143V142H206ZM205 143V144H206ZM212 142H210L211 144ZM217 143V142H215ZM228 143V142H227ZM241 143V142H240ZM151 144V143H150ZM163 144V145H164ZM187 144V143H186ZM209 144V146H210ZM161 145V146H163ZM194 145V146H193ZM200 145V146H201ZM212 145V144H211ZM228 145V144H227ZM154 146V145H152ZM183 146V145H182ZM203 146V145H202ZM201 146V147H202ZM213 146V145H212ZM199 146L197 145L196 146V150ZM200 147V148H201ZM204 147V146H203ZM207 147V145H206ZM149 148H150V145H149ZM163 148V147H162ZM161 148V150H162ZM166 148V147H165ZM182 148H185V147H182ZM199 148V149H200ZM160 149V148H159ZM189 149V147H188ZM190 149V150H191ZM209 149H211V146L209 147ZM164 150V149H163ZM187 150V148L185 149ZM195 150V149H194ZM214 150H217V149H214ZM219 150V149H218ZM223 150V149H222ZM226 150V149H225ZM253 150V149H252ZM255 150V149H254ZM179 152V151H178ZM182 152V151H181ZM184 152V151H183ZM193 152V151H192ZM217 152V151H216ZM71 162V161H70ZM71 165V163H70ZM74 166V167H73ZM71 173V174H70ZM70 179H73V180H70ZM73 184V188H75V193H78V195L80 196L79 198L82 199V201L84 200L83 196H82V192H81V186H79V184H76L74 182H71ZM75 185V186H74ZM65 190V189H64ZM65 190V191H66ZM64 191V192H65ZM68 195V194H67ZM68 195V196H69ZM77 196V195H76ZM71 199V198H70ZM74 200V198L72 199ZM84 202V201H83ZM91 209V208H90ZM90 209H87V216L89 215V218L91 217L92 215V211ZM261 217H264V215H261ZM93 223H95L93 221ZM84 229L86 231H88V227H87V224L85 222V225H84ZM95 226V225H94ZM96 227V226H95ZM100 227V226H99ZM84 230V231H85ZM97 230V229H95ZM94 230V231H95ZM97 232V231H96ZM100 232V231H99ZM98 233V232H97ZM95 234V232H94ZM93 238V237H92ZM95 241H98L96 238H94ZM247 248V247H246ZM244 251V250H243ZM248 257V255H247ZM248 261H249V258H248ZM250 263V261H249ZM90 264V263H89ZM252 264V263H250Z\"/></svg>", "mask_w": 264, "mask_h": 264}]
</instances>
